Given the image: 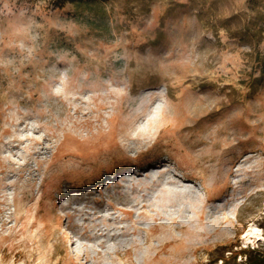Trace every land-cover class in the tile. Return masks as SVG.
<instances>
[{
  "label": "rangeland",
  "instance_id": "rangeland-1",
  "mask_svg": "<svg viewBox=\"0 0 264 264\" xmlns=\"http://www.w3.org/2000/svg\"><path fill=\"white\" fill-rule=\"evenodd\" d=\"M264 0H0V264H261Z\"/></svg>",
  "mask_w": 264,
  "mask_h": 264
},
{
  "label": "trees",
  "instance_id": "trees-1",
  "mask_svg": "<svg viewBox=\"0 0 264 264\" xmlns=\"http://www.w3.org/2000/svg\"><path fill=\"white\" fill-rule=\"evenodd\" d=\"M85 0H54V4L56 6H64L65 4L67 3H80V2H83ZM261 264H264V258L262 259V263Z\"/></svg>",
  "mask_w": 264,
  "mask_h": 264
}]
</instances>
